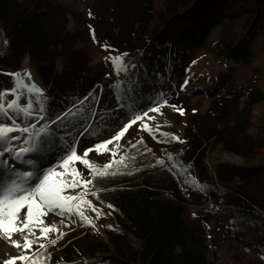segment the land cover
I'll return each mask as SVG.
<instances>
[{
  "label": "rangeland",
  "instance_id": "1",
  "mask_svg": "<svg viewBox=\"0 0 264 264\" xmlns=\"http://www.w3.org/2000/svg\"><path fill=\"white\" fill-rule=\"evenodd\" d=\"M31 1L42 5L47 0ZM51 1L60 5L67 14L63 24L57 18L52 19L50 28L58 30L62 27V33L66 37L64 48L70 52V57L76 63L74 71L70 73L74 79L60 88L53 86V90L57 89L60 95L59 99L53 100L51 90L43 85L27 54L21 56L17 67L28 66L27 73L34 71V76L38 77L42 84L41 89L46 95L47 103L55 113L66 110L89 93L101 97V103L96 105L98 115L92 118V126L89 129V133L95 132V135L85 133L80 137L77 148L79 154L96 143L110 139L128 122L129 117L125 114L128 109L119 107L114 99L115 85H120L122 94L127 92L128 76L121 78L111 73L110 65L105 59L110 55L128 54L125 58L126 63L129 67L135 66L132 68L134 75L131 79L135 81L137 92L132 95L140 98L141 107L146 108L151 102L150 98H159L162 94L169 105H176L185 112L184 115H180L171 107H165L161 110L163 115L149 113L150 116H155V120L144 121L154 131L156 124H160V132L174 134L182 142L158 143L148 133L139 130L140 123L134 125L120 141L119 154L123 155L125 152L128 154L126 166L114 164L110 171H116L117 174L102 179L99 184L121 181L122 177L137 173L168 171L179 185L181 197L187 202L185 213L182 215L183 221L204 240L207 264H264V260L260 259V256L264 255V211L254 208L252 210L251 206L241 201L236 202L230 200L228 196H223L225 192L230 195L235 193L226 190L218 183L216 168L219 164L225 168L264 165V150L258 152L256 158L242 156L230 148L214 144L213 138L205 141L204 136L199 135L200 129L204 128L209 132L210 127L214 125L216 131H221V134L219 133L221 137L223 133L230 136L246 134L255 144L264 146V22L258 34L247 40L246 48L240 49V53L248 51L249 58L246 61L241 60L240 57H223L217 54L218 49L222 47L220 34L223 33V26L212 28L194 48L186 46L182 52L175 55L170 52L157 54L131 48L129 44L132 40L121 32L125 21V26L128 25L129 30L135 29L134 23L127 24V20H123V16L131 9L135 10L137 17L142 15L140 18L142 23L149 19V0ZM153 5L156 11H161L163 8L162 0H155ZM54 15L56 16V13ZM242 18L239 16L234 20L226 21L225 24L229 28L226 34L239 39L244 30L240 24ZM93 31L97 42L92 38ZM103 45H107L110 51H105ZM55 61L54 66L49 65L52 72L57 76L67 72L68 66L64 65L62 59ZM186 80L187 85L181 89L180 86L184 85ZM12 87V79L3 74L0 68V91ZM89 87L91 89L85 92ZM25 98H27L26 94ZM5 99L8 101L12 97L8 96ZM100 116L103 117L102 120L99 119ZM18 122L22 126L35 120L29 121L25 118ZM43 123L42 121L38 124L37 128ZM74 131L78 132L81 129L77 128ZM56 135L59 139L65 134L61 130ZM65 139L71 140L72 137L65 136ZM141 139L144 144L130 148V142L135 144ZM197 140H200L197 153L206 168V170L204 168L205 176L215 183L214 187L210 186L212 187L210 192H204L196 187L194 179L196 169L192 166V162L188 165L189 159L183 154L191 153L193 150L189 147V143ZM21 143L22 140L15 141L14 146L18 147ZM109 147L116 148L115 145ZM148 149L151 151H147ZM169 155L173 158L171 161L167 159ZM31 158L37 166L47 167L54 163L57 157L54 152H41ZM3 159L11 161V157H0V160ZM89 159L102 168L111 157L107 153L97 155L93 152ZM116 159L119 160V156ZM159 159L165 160V164L158 165L156 162ZM77 167L87 175L86 169L80 165ZM24 170H32V168L22 162H12L11 168H0V182L13 171ZM250 181L244 183L241 189L256 193L257 200L264 206V179L260 175H255ZM259 189H262L263 193ZM86 198L92 201L97 211L101 213L100 218L97 219L91 210L86 211V215L91 216L95 227L80 226L77 223L67 228L60 223V217L53 214L44 218L46 224L55 223L61 231L67 234L75 233L79 237L83 235L81 233L91 236L90 232L94 229L102 239H105L102 226H113V216L109 215L108 207L95 197L89 195ZM12 239L23 244L21 234H15ZM129 240L132 246L139 247L138 240L133 236H130ZM18 254L16 248L0 238V264ZM17 264L20 262L17 261ZM47 264H52L51 260ZM55 264H98V256L95 259L74 256L68 263L60 260Z\"/></svg>",
  "mask_w": 264,
  "mask_h": 264
},
{
  "label": "trees",
  "instance_id": "2",
  "mask_svg": "<svg viewBox=\"0 0 264 264\" xmlns=\"http://www.w3.org/2000/svg\"><path fill=\"white\" fill-rule=\"evenodd\" d=\"M154 1L149 0V19L145 23L140 20L142 15L137 17L133 9L123 16L127 24L131 22L135 25V29L129 30L125 21L121 28V32L132 40L129 44L131 48L175 55L186 46L194 48L212 28L223 26V33L220 34L222 47L217 54L240 57L246 61L248 51L240 53V49L246 48L247 40L263 27L264 0H162L161 11L155 10ZM65 16L64 9L51 0L42 5L31 0H0V27L9 40L8 55L0 59V68L17 67L21 56L27 54L43 85L51 90L53 100L60 98L53 86L60 88L74 79L70 73L76 63L64 48L66 37L62 27L58 30L50 28L52 19L57 18L63 24ZM239 16L243 17L240 24L244 30L242 36L235 39L226 34L229 28L225 23ZM56 59H62L68 66L63 75L57 76L49 67L50 64L54 66ZM206 131L204 128L199 130L205 141L213 138L214 144L223 145L242 156L256 158L257 153L264 150V146L255 144L246 134L230 136L223 133L221 137V131H216L214 125L209 132ZM199 142L191 141L189 147L193 151L183 154L189 159L188 165L192 162L196 169V187L210 192L215 183L205 176V166L197 153ZM223 167L220 164L216 166L217 181L226 190L235 193L230 195L225 192L223 196L241 201L251 206L252 210L264 211L256 193L241 189L255 175L264 179V165ZM122 178L121 181L98 184L95 189L101 198L98 201L113 206L108 208L114 219L113 226H102L105 239L94 229L90 232L91 236L85 233H81L80 237L75 233L67 234L57 245L48 247L52 264L60 260L68 263L74 256L92 259L98 256V264H207L204 240L182 219L187 202L181 197L175 178L168 171L137 173ZM259 191L263 193L262 189ZM130 236L138 240V248L132 246Z\"/></svg>",
  "mask_w": 264,
  "mask_h": 264
},
{
  "label": "snow or ice",
  "instance_id": "3",
  "mask_svg": "<svg viewBox=\"0 0 264 264\" xmlns=\"http://www.w3.org/2000/svg\"><path fill=\"white\" fill-rule=\"evenodd\" d=\"M92 38L97 42L94 31ZM102 47L105 51H110L107 45ZM127 55H110L105 59L110 65L111 73L121 78L128 76L127 92L122 94L120 85L114 86V99L119 107L128 109L125 113L129 117L128 122L110 139L96 143L85 149L82 154L77 151L79 139L89 133L92 118L98 115L96 105L101 103V97L89 93L66 110L55 113L47 103L43 90L35 83H30V73H25L23 77L18 72L7 73L12 78L13 87L0 91V157H11V161L0 160V168H11L12 162H22L32 170L13 171L0 182V238L8 241L19 252L17 256L4 260L3 264H17V261L20 264H47L50 261L48 247L57 245L67 233L61 231L55 223L46 224L44 218L49 214L59 216L60 223L67 228L77 223L80 226L95 227L86 211L91 210L97 219L101 213L86 197L91 195L100 200L98 191L94 190L99 182L117 174L116 171H110L114 164L126 166L128 154H119L120 141L134 125L140 123L139 130L148 133L158 143L182 142L174 134L160 132V124H156L154 131L148 123H144L146 119L155 120V116H150L149 113L163 115L161 110L165 107H171L180 115L185 112L176 105H169L162 94L159 98H150L151 102L146 108L141 107L140 98L132 95L137 92L135 81L131 79L134 75L132 68L135 66L129 67L126 63ZM26 80L29 83H26ZM187 83L186 80L185 84L180 86L181 89ZM8 96L12 99L6 101ZM25 118L29 121L34 119L35 123L21 126L18 120ZM99 119L102 120L103 117L100 116ZM42 121L44 123L37 128ZM77 128L81 131H74ZM61 130L65 135L57 139L56 134ZM14 133L19 135H13ZM89 134L95 135V132ZM65 136H71L72 139L66 140ZM21 140L20 146H14L15 141ZM61 141L63 143H60ZM141 144H144L142 139L137 140L135 144L130 142L129 146L137 148ZM110 145H115L116 148H110ZM41 152H54L56 161L47 167L37 166L31 157ZM93 152L97 155L107 153L111 159L102 168L98 167L89 159ZM117 156L119 160L116 159ZM167 159L171 161L173 158L169 155ZM156 163L164 165L165 160L159 159ZM77 165L86 169L87 175ZM175 166L174 164L173 167ZM107 207L111 209L113 206ZM15 234H21L23 244L12 239ZM260 259L264 260V255L260 256Z\"/></svg>",
  "mask_w": 264,
  "mask_h": 264
},
{
  "label": "built area",
  "instance_id": "4",
  "mask_svg": "<svg viewBox=\"0 0 264 264\" xmlns=\"http://www.w3.org/2000/svg\"><path fill=\"white\" fill-rule=\"evenodd\" d=\"M8 48H9V40L5 34V32L2 30V28L0 27V59L3 57H6L7 53H8ZM3 74L7 75V73H20V75L23 77L25 73H27L28 70V66H22V67H17V68H1ZM9 76V75H8ZM10 79L11 76H9ZM35 123V122H32ZM27 125V124H26ZM25 126V125H22ZM19 135V133H18Z\"/></svg>",
  "mask_w": 264,
  "mask_h": 264
},
{
  "label": "crops",
  "instance_id": "5",
  "mask_svg": "<svg viewBox=\"0 0 264 264\" xmlns=\"http://www.w3.org/2000/svg\"><path fill=\"white\" fill-rule=\"evenodd\" d=\"M30 74H31V78H32L30 83H35L38 87L41 88L42 84L40 83V80L38 79V77L36 78L34 76V71L33 70L30 72ZM25 82L29 83V81H27V80Z\"/></svg>",
  "mask_w": 264,
  "mask_h": 264
},
{
  "label": "bare ground",
  "instance_id": "6",
  "mask_svg": "<svg viewBox=\"0 0 264 264\" xmlns=\"http://www.w3.org/2000/svg\"><path fill=\"white\" fill-rule=\"evenodd\" d=\"M91 217V216H90Z\"/></svg>",
  "mask_w": 264,
  "mask_h": 264
}]
</instances>
